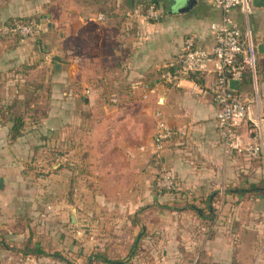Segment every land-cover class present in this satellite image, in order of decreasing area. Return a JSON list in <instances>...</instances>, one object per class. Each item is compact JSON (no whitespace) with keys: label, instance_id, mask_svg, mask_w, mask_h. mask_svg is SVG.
I'll return each mask as SVG.
<instances>
[{"label":"crops","instance_id":"obj_1","mask_svg":"<svg viewBox=\"0 0 264 264\" xmlns=\"http://www.w3.org/2000/svg\"><path fill=\"white\" fill-rule=\"evenodd\" d=\"M187 1L0 0V28L15 19L46 26L37 39L0 36V102L8 115L0 119L2 233L28 236L39 220L36 229L46 243L48 216L55 220L48 233L59 232L53 244L79 258L109 249L124 262L133 259L125 264H147L145 253L131 256L138 241L144 249L153 244L154 259L161 254L157 246L165 245L169 253L183 254L185 247L199 264H264V187L256 186L264 162L225 154L219 107L203 92L212 79L197 87L188 79L142 100V86L177 62L187 37L203 50L215 46L222 12L211 0H196L180 13ZM145 3L166 6L157 8L162 22L141 18ZM231 15L242 34L250 31L262 46L264 97V6ZM53 56L62 59L59 66ZM82 85L91 93L81 100ZM237 94L252 96V82L242 81ZM157 111L176 131L164 152L177 181L171 194L157 189L153 158L145 151ZM17 116L38 121L27 119L24 134L12 140ZM241 132L249 136L247 123ZM44 151L46 165L60 159L50 176L37 178L35 172L46 173L37 165Z\"/></svg>","mask_w":264,"mask_h":264},{"label":"built area","instance_id":"obj_2","mask_svg":"<svg viewBox=\"0 0 264 264\" xmlns=\"http://www.w3.org/2000/svg\"><path fill=\"white\" fill-rule=\"evenodd\" d=\"M212 5L222 12L221 23L215 33V46L207 51L197 47L193 37L184 41L183 52L177 62L168 67L158 79L142 86V100L149 101L157 96L160 88H174L188 79L205 82L211 78L209 87L203 89L211 95L219 107L217 129L220 143L227 156L246 158L257 161L264 155V100L259 92L258 62L259 53L252 33L242 34L236 25L232 11L240 9L246 15L252 10L253 0H211ZM144 18L160 22L163 13L155 4H149ZM99 20L102 18L99 17ZM46 30L45 24L39 21L17 19L0 28V36L4 38L20 37L37 39ZM248 73L251 78L252 98H242L237 91L230 88L231 81L242 82ZM91 90L86 91L90 94ZM114 102H116L114 100ZM156 129L150 152L156 165V187L160 192L173 193L177 190V181L173 172L164 161V152L168 144L176 137V131L163 117L161 111L156 114ZM247 123L251 133L245 137L241 128ZM248 126H251L248 128ZM198 259L192 264H197Z\"/></svg>","mask_w":264,"mask_h":264},{"label":"rangeland","instance_id":"obj_3","mask_svg":"<svg viewBox=\"0 0 264 264\" xmlns=\"http://www.w3.org/2000/svg\"><path fill=\"white\" fill-rule=\"evenodd\" d=\"M150 3H145L143 4V6L141 7L142 11L140 12V16L143 20H145L146 22H154V23H160L163 21V19L160 22H155V21H149L146 20L144 18V14L146 9L149 7ZM163 7V9L166 10V6L164 4H159V6H157V8L161 9ZM59 45V41H57L55 47H58ZM81 87V91H79L78 95L81 96V100L84 99L85 96H90V94H86L85 91H87V89H91L90 85H82ZM115 90H118L116 93H119V89H111V92L113 93ZM106 94L104 93V96ZM115 96H118L117 94ZM45 99H47V96H44ZM250 98L254 97V96H249ZM263 98V96H260ZM250 127L251 130V126H248V128ZM249 135H251V133L249 132ZM70 136L72 137V134H70ZM74 136V135H73ZM73 151V150H71ZM46 151L42 152V154L37 158L38 162L37 165H42L43 166V170L46 171V173L42 172V171H37L35 172L37 178L42 177V175H46V177L50 176L49 171H51V166L52 165H56L57 164V159L60 158H55L54 160L49 161V166L46 165V160L49 159L47 157V154L45 153ZM254 161V160H253ZM258 162H264V155L257 160ZM45 165V166H44ZM57 166V165H56ZM58 167H56L57 169ZM35 170V169H34ZM262 171L264 172V165L262 168ZM73 176V175H72ZM259 185V187H264V179L261 180L258 184H256V186ZM248 188V187H246ZM250 188V187H249ZM160 192V191H159ZM73 193V192H72ZM71 193V194H72ZM47 198V197H46ZM47 206V204H46ZM53 221V222H52ZM34 223V229H31L30 234H33V238H32V247L35 245H39L41 248L45 249L47 252H58L59 254L63 255L64 257L67 258V260L71 263V264H93L92 262L88 261V258H86L87 256H84L83 258H79L78 256H76L74 254V251L71 250H66V249H59L58 247H56L53 244V241L58 242V235L59 232H57L56 234H51L48 233L49 231V226H52V223L55 222V220L50 219L49 217L46 216V243L43 242V238H42V234L38 233V230L36 229L38 227V225L36 223H39L40 221H32ZM65 224L69 225L68 222H65ZM40 226V225H39ZM57 228V227H56ZM20 231L14 232L13 235L8 234L5 235L4 233L1 232L0 229V264H68L66 261L54 258V257H42V256H26L25 254L22 253V250L25 249L26 244H27V240L30 236V234L28 236H25L22 234ZM56 230H54L55 232ZM61 234V233H60ZM64 234V233H62ZM16 237H18V239H16ZM17 240V241H16ZM20 240V241H19ZM59 240H61V236L59 237ZM177 247V246H176ZM159 248V250H157ZM166 246H157V252L160 251L161 254L160 256L158 255L157 259H155L154 264H192L193 262V256H189L188 251L185 249L184 247V252H182L183 254H179L178 252H174V253H169L166 249ZM149 249L153 250V244L149 245L147 247V250L149 252H151ZM170 249V248H169ZM95 252V251H94ZM168 253V255H167ZM6 256V257H5ZM199 262H197V264H199ZM147 264H151L149 262H147ZM203 264V263H202Z\"/></svg>","mask_w":264,"mask_h":264},{"label":"trees","instance_id":"obj_4","mask_svg":"<svg viewBox=\"0 0 264 264\" xmlns=\"http://www.w3.org/2000/svg\"><path fill=\"white\" fill-rule=\"evenodd\" d=\"M17 20V19H15ZM15 20H11L8 23L14 22ZM25 21H31V20H27V19H23ZM10 38H17V39H22L20 37H10ZM168 70V68H164L161 70L160 74H162L164 71ZM244 82H251V78L250 75L248 73H246L244 75L243 80ZM86 93V92H85ZM45 115V114H43ZM7 111L6 109L1 105L0 102V119L1 120H6L7 119ZM27 119H30L31 123H35L36 121H38V118L36 119V117L34 116H17L14 117L13 122H14V126L11 130V138L12 140H16L17 138L21 137L24 132H25V126H26V122ZM74 137H71V139H73ZM175 140V138L173 139ZM153 165L154 168L156 169V165L155 162L153 161ZM162 194H171V193H167V192H161ZM32 238H33V234H30L29 239L27 240V244L24 250H22V253L25 254L26 256H42V257H54L63 261H66L68 264H71L66 257H64L63 255L59 254L58 252H47L45 249L41 248L39 245H35V246H31L32 245ZM140 240V239H137ZM130 252L132 253L131 256L136 255L137 253H145L146 254V263L149 262L151 264H154L155 259L153 258V256L151 255V252H149L147 250V248H142V246H140L139 242L137 241L132 247ZM86 258H88V261L92 262L93 264H125V263H133V259L129 262H124L122 259L117 258L116 256H110L109 255V249H105V251L102 252H94L92 254H90L89 256H87Z\"/></svg>","mask_w":264,"mask_h":264},{"label":"water","instance_id":"obj_5","mask_svg":"<svg viewBox=\"0 0 264 264\" xmlns=\"http://www.w3.org/2000/svg\"><path fill=\"white\" fill-rule=\"evenodd\" d=\"M253 4L255 6H258V7H262L264 6V0H253ZM196 5V0H188L187 1V4L182 8L180 9V13H187L189 12L191 9H193V7ZM258 53L261 54V50H262V46H259L258 48ZM48 50V48L46 49ZM53 62H57V66H59L58 63H60L62 61V59L59 57V56H53V59H52ZM240 84L241 82L240 81H231L230 82V88L232 90H235V91H238L239 90V87H240ZM74 216L72 217V220L74 222Z\"/></svg>","mask_w":264,"mask_h":264}]
</instances>
